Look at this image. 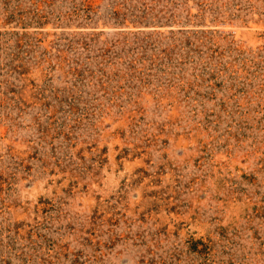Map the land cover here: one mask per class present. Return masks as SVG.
Segmentation results:
<instances>
[{"label":"rangeland","instance_id":"obj_1","mask_svg":"<svg viewBox=\"0 0 264 264\" xmlns=\"http://www.w3.org/2000/svg\"><path fill=\"white\" fill-rule=\"evenodd\" d=\"M0 264H264V0H0Z\"/></svg>","mask_w":264,"mask_h":264}]
</instances>
